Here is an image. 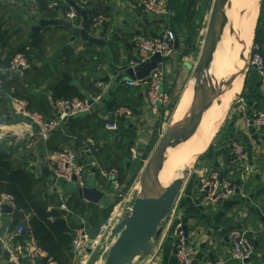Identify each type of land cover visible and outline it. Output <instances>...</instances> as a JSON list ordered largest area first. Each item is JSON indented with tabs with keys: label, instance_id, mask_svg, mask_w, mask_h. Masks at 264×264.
<instances>
[{
	"label": "crops",
	"instance_id": "crops-1",
	"mask_svg": "<svg viewBox=\"0 0 264 264\" xmlns=\"http://www.w3.org/2000/svg\"><path fill=\"white\" fill-rule=\"evenodd\" d=\"M71 1L87 12L89 24L95 17L102 18L103 27L90 35L103 41L102 47L80 39L72 40V35L60 27L36 30L40 21H66L64 17L70 8L64 0L55 9H49L44 0H0V31L5 34L0 45V125L20 121L10 109L11 96L27 101L29 109L44 120L55 118L52 89L65 75L73 78V85L84 100L95 99L90 102V112L68 119L46 143L35 128L30 148L26 143L16 149V140L4 136L0 149L11 156L15 167H25L33 175L36 199L48 211L60 212L59 207L63 204L67 213L63 216L61 212L62 216L70 217L79 228L84 225L89 230V224L95 220L94 210L99 213L108 210L113 198H117L101 172L108 174L116 170L119 174L121 166L129 164L127 160L137 149L149 144L168 101L180 90V99L188 87L193 90L192 77L204 44L206 33L203 36V32L207 30L205 21L211 15L214 0H165L168 11L163 16L146 11L142 0ZM262 11L264 0L255 18L250 45L258 44L264 56ZM81 23L78 16L71 24L80 27ZM166 30L173 31L176 36L172 50L160 57L166 100L152 111L147 104L146 85L135 81L134 87L126 86V82L133 80L122 70L130 68L136 61L139 40L159 36ZM21 51L25 52L22 55L30 65L22 76L9 67ZM195 57H198L196 63L192 62ZM249 57L250 51L238 84L230 81L227 73L225 75L230 86L224 90L226 98L217 132L203 153L194 159L173 209L172 226L169 227L170 222L161 225L162 233L153 242L151 251L133 264H148L147 260L153 254L158 264H174L177 226L182 232L184 227L187 228L185 245L187 241L192 264L218 261L236 264L230 259L228 240L229 232L234 229L244 231L253 245V255L246 264H264V133L257 132L252 123L255 114L264 113V82L249 67ZM212 87L208 91L210 105L217 101L215 87ZM121 107L127 109L129 115L113 116V112ZM234 145L243 148L244 162L233 155ZM64 147L74 151L77 163L83 167L84 187L94 186L103 193L104 197L97 205L80 200L74 193L75 186L70 188L72 185L57 182L51 175L44 176L43 171H48V157ZM211 174L228 180L236 187L237 194L216 206H209L197 189L199 181ZM3 207L11 209L7 205ZM2 208L0 237L19 264H30L31 239H23L17 234L13 209L6 214ZM93 250V246L87 245L84 260L78 264L90 263ZM6 253L1 248L0 264H9ZM94 264H103V260Z\"/></svg>",
	"mask_w": 264,
	"mask_h": 264
},
{
	"label": "built area",
	"instance_id": "built-area-1",
	"mask_svg": "<svg viewBox=\"0 0 264 264\" xmlns=\"http://www.w3.org/2000/svg\"><path fill=\"white\" fill-rule=\"evenodd\" d=\"M47 3L49 9H55L59 6L62 0H44ZM83 1V0H81ZM143 7L151 14L156 16H163L167 14V4L165 0H142ZM78 15L70 9L65 14V20L68 23H73L77 19ZM89 24L88 34L93 35L95 31L101 29L103 20L101 17H95ZM176 40V36L173 31L166 30L163 34L152 37L144 38L137 42V59L132 63L130 68H138L139 66L150 61L154 56L167 55L173 47ZM261 47L258 44H253L250 48L249 67H251L258 75L260 80L264 82V56L261 52ZM10 69L19 73L21 76L24 72L29 70L30 65L27 59L22 54L14 56L10 63ZM164 74L163 70H155L149 77L141 82L146 85V99L149 108L155 111L160 105L165 103L166 97L163 93ZM135 81L126 82V86L134 87ZM95 101L94 98L81 100L74 98L71 100H59L54 102L56 109V117L50 120H44L39 114L29 109L28 102L11 96L9 99L10 109L12 113L20 117V121L16 124H1L0 125V144L2 143L5 133L11 128H22L25 131L26 143L29 148L33 145L34 135L33 129H37L41 140L46 143L50 136L57 130L61 129L62 125L72 118L79 117L81 115H87L90 112V102ZM129 111L125 108H118L113 112L115 117L128 116ZM253 127L257 132L264 133V113H257L252 119ZM233 155L238 161L244 162L245 154L242 147L234 145L232 148ZM47 169L51 177L61 183L74 185L77 187H84L83 181V167L77 163L76 155L70 148H62L59 151L53 153L48 157ZM101 174L107 179L113 190L117 193V197L121 198V183L119 182V174L116 170L110 171L108 174ZM75 180V182L73 181ZM198 194L204 199L209 206H216L222 201L233 197L237 194L236 187H234L228 180L221 178L217 174H211L202 178L198 185ZM7 205L14 210V204L9 196H3L0 198V210L2 206ZM60 212L67 213V207L61 205L59 207ZM130 211V209H129ZM128 211V212H129ZM127 212V213H128ZM125 215V214H124ZM0 211V219H1ZM109 226L108 240H110V234L115 227ZM107 230V226L103 225L96 232L95 236L90 237L89 230L83 225L82 227L74 231V237L72 241V252L74 255L75 263H79L83 260L84 251L87 245L91 242L93 244L99 243L102 235ZM22 229H17V234L21 235ZM175 254L174 264H192V252L185 245V238L180 226L176 227L175 231ZM228 240L230 245V259L236 264H246L247 261L253 255V245L246 237V233L239 229L231 230L228 234ZM0 246L6 250L9 254V264H19L14 254L11 252L9 246L0 237ZM30 264H35L37 260H41L45 254L37 247L35 242L31 240L30 244ZM95 246V245H93ZM148 264H158L155 262V254L147 260ZM206 264H223V262H208Z\"/></svg>",
	"mask_w": 264,
	"mask_h": 264
},
{
	"label": "water",
	"instance_id": "water-1",
	"mask_svg": "<svg viewBox=\"0 0 264 264\" xmlns=\"http://www.w3.org/2000/svg\"><path fill=\"white\" fill-rule=\"evenodd\" d=\"M263 1V0H262ZM262 1L260 5L262 4ZM66 5L75 12L81 19V26L75 27L71 23L63 20L40 21L37 29L44 27H60L67 30L72 35V40L80 39L84 43L102 47L104 42L91 37L88 34L89 19L87 12L83 11L78 5L71 0H64ZM220 2L221 4H218ZM228 0H214L212 12L207 26L204 44L201 55L195 71L193 73V95L187 105L186 112L181 115L176 126L172 125L165 133L164 137L156 147L157 152L165 150L164 143L170 135L171 128L174 126V138L183 143L189 141L196 134L202 116L210 105V94L208 90L212 87L210 74L206 73L208 63L213 53L212 41L214 31L217 28L219 21L223 18L222 8ZM259 5V6H260ZM103 27V26H102ZM155 70H162L160 56H154L147 63L138 68H124L123 73L130 79L136 82L145 81L149 75ZM202 81V83H201ZM203 84V85H202ZM204 85L207 87L205 88ZM25 131L18 128H11L5 133L15 141V148L19 149L25 146L26 137ZM162 165V164H161ZM161 165L155 164L154 161L149 163V176L147 190L138 196L133 201L131 210L125 214L112 229L110 240L113 244L109 248L103 264H133V262L142 255L149 253L152 249L153 242L158 240L162 230V222L170 217L178 197L180 195L183 184L186 180L187 171L179 175L178 171H174V181L169 186H163L159 181V171ZM45 177H49L50 173L43 171ZM75 182V180H73ZM74 193L80 200H84L90 204L97 205L104 197L103 193L93 187H77L75 186ZM3 213L10 214L12 211L8 208H2ZM66 216V213H63ZM184 238H187V228H183ZM21 234H25L22 231ZM186 245L187 241H186ZM1 253V247H0ZM6 256H9L6 253ZM35 264H41L37 260Z\"/></svg>",
	"mask_w": 264,
	"mask_h": 264
},
{
	"label": "rangeland",
	"instance_id": "rangeland-1",
	"mask_svg": "<svg viewBox=\"0 0 264 264\" xmlns=\"http://www.w3.org/2000/svg\"><path fill=\"white\" fill-rule=\"evenodd\" d=\"M228 5H229V3H225L224 4L225 7L223 6V8H222V11H223L222 21L220 19L219 23H217L218 26L215 29L214 35H213V41H212L213 53H212V56L217 54V53H221V56H222L221 59L218 61V63L224 57H226L229 54V52L233 49V47L235 46L236 41H237V37L234 35V28H233L234 26L230 28L229 24H228V20H229V18H231ZM258 9H257V11H254V14L256 15V17L258 16V13H259ZM262 15H264V12L262 13ZM209 18H210V16H209ZM209 18L207 17V19L205 21V28H206V26H208V23H209L208 19ZM207 21H208V23H207ZM223 22H224V25H223ZM231 22H232V20H231ZM232 25H233V23H232ZM220 28H222V29H220ZM204 33H206V31L203 32V36H204ZM217 36H218V38H217ZM234 36L236 38V41L233 44ZM252 43L250 42V44H252ZM250 47H251V45L249 46V51H250ZM197 58L198 57H195L192 62L196 63ZM232 63L229 66H227V68H225L215 79L216 82L222 83L221 85H219V93H218V96L216 97L217 101L213 102L210 105V107L205 111V113L202 117V120H201L202 124L200 123V126H199L197 132L206 131L208 129V125L211 122H213L214 119H215L214 121L216 123H218V121L221 117L222 111L224 110V107H223V105L225 103L224 98H226V96L224 94V90L228 89V86H230V83L229 82L226 83V81H225L226 80L225 75L230 70ZM216 65H217V63H216ZM216 65H214V67ZM207 71H209V70L207 69ZM177 93L178 94L176 96H174L173 98H171L168 101V103L166 104L165 114L161 117L162 120L160 119V122L158 123V127L156 128V131L153 135V138L150 140L149 144L146 147L137 149L138 151L136 150L137 152L133 155V157H130L127 160V162H129V164H124L121 166V168H123V170L126 168V171L124 170V172H123L124 173V176H123L124 182H123V184H121L120 195L122 197L121 198L117 197L115 199L113 198V203L110 204L109 209L104 210L102 213H99L97 216V219L92 221L93 225H94V229H95L94 231L97 232L101 228V226H103V225L107 226V230L103 234H101L102 238L99 240V243L93 244V242L92 243L90 242L88 244V246L95 245V246H93L94 250L92 253L91 262L90 263L88 262V264L97 263L99 260L100 261L103 260V263H104L107 252H108L109 248L111 247V245L113 244V241L108 240V234H109V229H110L109 226H113L114 224H117L122 218H124V216H125L124 214H126L129 211V209L131 210L133 201L138 196V194H140V192L138 191L140 189H138V188L142 185L141 183H143V181H145L146 185L144 183V185H145L144 187L148 186L149 180H147V179L145 180V176L147 174H149V172H150L149 171L150 161H154L155 164H157V165L162 164L161 166H163L164 164L172 165L173 162L175 161V159L177 158L180 150L182 149L181 142H179V140L176 137L174 138V129L175 128L174 129L171 128L170 135L168 136V139H167V143L169 145L167 147H165V150L163 152H157V149H156V147L159 145L160 141L164 137L166 131L172 125L176 126V121L179 118V115L185 106L184 104H186L191 99L194 92H193L192 88L188 87L183 92L181 99H180L181 90L178 91ZM221 96H223V97H221ZM182 103H183V105H181ZM175 115H177V116H175ZM200 154L201 153L193 154L190 157V159L187 161V163L185 164L184 172L187 171V169H188L186 180L188 179L189 171L191 170V167L194 164V159L197 156H199ZM125 165H128V166H125ZM119 178H120V174H119ZM186 180H185V184H186ZM185 184H183V187L185 186ZM73 186L74 185H72L70 188H73ZM179 197H180V195H179ZM177 202H178V200H177ZM174 211L175 210H173L171 212L170 217H168L165 220L166 222L165 221L163 222L164 226L167 225L169 222H170L169 227L172 226V217H173L172 213H174ZM75 264H78V263L76 262Z\"/></svg>",
	"mask_w": 264,
	"mask_h": 264
},
{
	"label": "trees",
	"instance_id": "trees-1",
	"mask_svg": "<svg viewBox=\"0 0 264 264\" xmlns=\"http://www.w3.org/2000/svg\"><path fill=\"white\" fill-rule=\"evenodd\" d=\"M5 34L0 31V45ZM21 51L19 54H24ZM55 101L78 98L84 100L73 85V78L65 75L53 86ZM123 118V117H121ZM126 171V168L124 169ZM124 170L119 169V182H124ZM122 174V175H121ZM34 177L25 167H15L11 156L0 149V198L9 196L14 204L13 220L17 228L25 231L23 239H31L45 254L42 264H75L72 252L74 231L79 226L70 217H63L58 210L48 211L35 196ZM99 210H94L97 219ZM90 237L95 236L94 225L88 226Z\"/></svg>",
	"mask_w": 264,
	"mask_h": 264
},
{
	"label": "bare ground",
	"instance_id": "bare-ground-1",
	"mask_svg": "<svg viewBox=\"0 0 264 264\" xmlns=\"http://www.w3.org/2000/svg\"><path fill=\"white\" fill-rule=\"evenodd\" d=\"M261 1L262 0H228V3H229L228 6H229V10H230V17H231L228 20V24H229L230 28L234 26L233 27L234 28V35L237 37V41H236V38L234 36L233 44L236 41L235 46L229 52V54L226 57H224L219 63H218V61L222 57L221 53H217L210 58V61L208 63V67H207L209 72L207 71V73L210 74L211 83H213L215 78L225 68H227V66H229L233 61L234 62L232 63L230 70L227 72V77L234 84H238L240 82V80H241L240 73L243 71L245 63L247 62V58H248V54H249V46H250L249 44L251 42V37H252L253 29H254V23H255V18H256L254 11H257ZM217 3L221 4L220 2H217ZM231 20H232V22H231ZM232 23H233V25H232ZM223 25H224V22H223ZM220 29H222V28H220ZM218 36H217V38H218ZM216 63H217V65H216ZM214 65H216V66L214 67ZM201 83H202V81H201ZM219 83L215 81V83L212 84L213 87H215L214 88L215 89V92H214L215 98L218 96V93H219V90H218L219 86L217 85ZM204 87L206 88L207 86L204 85ZM213 87H212V89H213ZM228 88H229V86H228ZM212 91H211V93H212ZM221 97H223V96H221ZM189 102H190V100L186 104H184L185 106H184L182 112L180 113L179 117L186 112L187 105ZM181 105H183V103ZM175 116H177V115H175ZM214 120H213V122H211L208 125V129L206 131L197 132L192 139H190L187 142L183 141V143H181L182 149L180 150L177 158L175 159V161L173 162L172 165L164 164L163 166H161L160 171H159V181L163 186H169L174 181V171L175 170L179 172L180 176L182 175V173L184 172L185 164L187 163V161L190 159V157L193 154L202 153L206 149L209 142L211 141V137L217 132L218 123H216ZM174 128L175 127L173 126L172 129H174ZM167 139L164 143L165 147H167L169 145L167 143ZM187 172H188V169H187ZM148 177L150 178L149 174H147L145 176V180L146 179L148 180ZM144 183H145V181H143V183H141L142 185L138 188L140 190L137 189L140 193H143L147 190V187H144L146 185V183H145V185H144ZM163 222L161 225H163ZM161 230H162V228H161Z\"/></svg>",
	"mask_w": 264,
	"mask_h": 264
}]
</instances>
